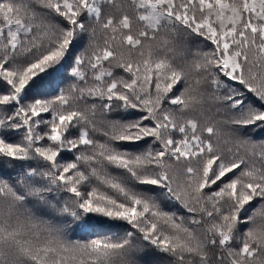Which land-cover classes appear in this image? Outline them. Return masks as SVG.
<instances>
[{"label": "snow or ice", "instance_id": "1", "mask_svg": "<svg viewBox=\"0 0 264 264\" xmlns=\"http://www.w3.org/2000/svg\"><path fill=\"white\" fill-rule=\"evenodd\" d=\"M0 264H264V0H0Z\"/></svg>", "mask_w": 264, "mask_h": 264}]
</instances>
